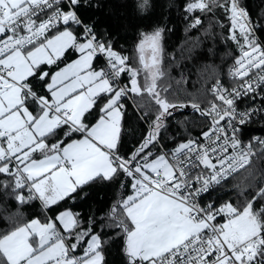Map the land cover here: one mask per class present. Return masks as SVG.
Masks as SVG:
<instances>
[{
    "label": "snow or ice",
    "instance_id": "snow-or-ice-1",
    "mask_svg": "<svg viewBox=\"0 0 264 264\" xmlns=\"http://www.w3.org/2000/svg\"><path fill=\"white\" fill-rule=\"evenodd\" d=\"M92 6L0 0V196L38 210L0 229V264H109L115 243L125 264H264V169L253 168L264 139L243 138L264 115V18L243 0H186L189 29L207 19L205 34L219 27L234 46L230 83L217 76L206 106L189 105L164 83L166 28L140 32L128 53L84 16ZM145 96L155 111L133 106L147 131L128 149L127 101ZM189 106L201 131L173 135L169 147L168 120ZM242 170L255 184L231 185L235 201L213 199ZM95 185L119 195L103 216L85 217L74 208Z\"/></svg>",
    "mask_w": 264,
    "mask_h": 264
},
{
    "label": "trees",
    "instance_id": "trees-1",
    "mask_svg": "<svg viewBox=\"0 0 264 264\" xmlns=\"http://www.w3.org/2000/svg\"><path fill=\"white\" fill-rule=\"evenodd\" d=\"M139 2L140 0H92L93 6L86 8L83 14L86 18L90 17L100 30L107 29L112 32L128 53L132 52L140 32L150 31L158 25L165 27L164 46L170 66L165 68L167 75L164 83L166 86L171 84V91L174 93L171 98L189 105L197 102L206 106V99H211L207 89L213 80L221 76L228 83L227 71L231 65L230 53L234 52V46L224 42L219 27L215 28L214 36L206 35L205 29L210 23L207 19L204 27L189 29V21L185 19L183 10L186 0H150L152 7L146 12L139 10ZM243 3L254 21L264 18V0H243ZM181 74L184 82L177 84L176 81L182 79ZM127 104L128 122L125 126L124 143L126 148L130 149L147 131V124L137 119L133 106L140 111L154 112L155 105L147 96L137 97L133 103ZM204 122V117L190 106L178 109L168 120V128L164 132L165 141L169 147H175L170 137L175 135L178 142L189 135L196 136ZM255 135L264 136V120H256L245 126L244 140H249ZM253 168L264 169V159L255 158ZM256 175L259 176V171ZM246 176L247 173L242 170L230 185L215 192L213 199L220 197L222 200L235 201L237 189L231 185L244 188L248 183L255 184V180H246ZM90 191L91 195L82 202L78 201L74 208L85 217L90 214L103 216L119 195L113 185H95ZM37 211L35 206L20 208L14 199L0 196V229H7L12 221L29 219ZM120 247V243L110 247V254L107 256L109 264H125Z\"/></svg>",
    "mask_w": 264,
    "mask_h": 264
},
{
    "label": "built area",
    "instance_id": "built-area-1",
    "mask_svg": "<svg viewBox=\"0 0 264 264\" xmlns=\"http://www.w3.org/2000/svg\"><path fill=\"white\" fill-rule=\"evenodd\" d=\"M228 83H230L229 78H228ZM127 102L133 103V100L130 99ZM247 105H248V102H245V103L241 104L240 107L243 109V108L247 107ZM254 106L257 107V108L260 106L259 105V100L256 101V103L254 104ZM256 120H264V115L257 114L256 116H254L252 118V121L251 122L256 121ZM254 137H258V138L264 139V136H262V135H255V136L251 137L249 140H252V138H254ZM249 140H245V143H247ZM260 149H261V146L260 145H258V144L255 145V150L257 151L258 154H259ZM255 158H257V157H254L253 160Z\"/></svg>",
    "mask_w": 264,
    "mask_h": 264
}]
</instances>
